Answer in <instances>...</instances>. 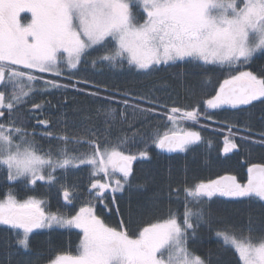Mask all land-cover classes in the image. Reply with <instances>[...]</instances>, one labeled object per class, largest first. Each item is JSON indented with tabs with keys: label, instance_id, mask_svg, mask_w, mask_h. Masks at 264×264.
Returning <instances> with one entry per match:
<instances>
[{
	"label": "snow or ice",
	"instance_id": "6c2138e0",
	"mask_svg": "<svg viewBox=\"0 0 264 264\" xmlns=\"http://www.w3.org/2000/svg\"><path fill=\"white\" fill-rule=\"evenodd\" d=\"M93 52L102 54L93 56ZM257 53L264 56V0H0V171L10 182L9 191L0 199V229L14 238L16 252L30 254L35 230L78 229L77 254H56L48 264H212L211 253L202 257L191 247L198 230L210 223L204 205L219 197L264 206V164L249 166L245 183L235 175H224L186 184L182 190L171 188L170 197L175 194L179 200L183 195V213L169 209L166 218L149 222L135 233L129 232L123 218L112 227L96 211V204H101L121 215L118 206L110 205H117L116 193L131 186L133 162L151 160L152 146L175 153L202 142L199 131L175 130L181 121L198 124L202 116L210 118L207 111H201L200 102L191 109L170 107L164 115L174 127L162 133L156 130L148 139L141 136L143 147L136 152L127 146L137 143L138 133L111 138L117 121L131 127L127 107L118 114L108 110L103 131L86 126L83 134L71 138L55 134L47 119L37 120L44 126L45 137L63 145L55 153L35 147L34 133L18 123V108L43 79L34 73L59 77L65 68L78 69L91 58L93 67L98 63L112 68L127 65L145 75L178 62L205 73L212 70L208 66L226 67L230 75L203 105L212 110H244L243 106H255L257 101L264 104V75L243 70ZM49 87L68 85L44 80L43 90ZM89 94L98 96L99 92ZM195 94L190 89V95ZM123 103L127 106L128 101ZM32 107L40 109L41 104ZM132 111L136 117L156 110L134 105ZM235 127L229 126L230 135L224 138L225 154L238 149ZM257 142L264 144V139ZM70 144L87 145L88 151L70 150ZM82 165L89 170V199L75 215L48 212L44 200L35 196L20 200L11 191V185L21 182L33 188L38 181L59 184L65 203L72 204L75 185L69 187L56 173L62 170L66 177L70 169ZM215 236L234 249L240 264H264V236L238 237L228 229L217 230ZM12 243L4 241L9 256Z\"/></svg>",
	"mask_w": 264,
	"mask_h": 264
},
{
	"label": "trees",
	"instance_id": "16d2710c",
	"mask_svg": "<svg viewBox=\"0 0 264 264\" xmlns=\"http://www.w3.org/2000/svg\"><path fill=\"white\" fill-rule=\"evenodd\" d=\"M94 55V54H93ZM90 59L81 64L79 69L68 73L70 80L64 82L73 87L77 85L75 80L88 81L87 84H79L81 89L101 94H109L119 98V92L133 94V97L143 100L136 105L145 106L142 109L153 108L155 112H167L170 107L191 109L200 102L201 111H207L210 120H201V125H188L191 129L199 131L202 142L193 146L188 153L171 154L161 152L154 146L150 148L151 160L134 161L131 186H126L125 191L116 194L117 205L121 215L114 211L110 212L96 204L98 214L105 223L117 227L121 218L128 225L130 233H135L140 227L149 222H156L168 216L169 209L183 213V195L177 200L175 194L171 197V188H180L193 185L198 182H207L224 175H237L245 180L247 168L252 164H264V145L247 140L238 142L239 152L233 150L232 158L223 155L224 133L229 126L236 125L233 132H241L244 136H253L256 140L264 139L260 133H264V104L255 102V106H246L244 110L224 108L209 111L203 105V101L211 98L218 90L220 83L230 75L226 67L208 66L212 70L207 73L193 68L191 65L178 63L177 65L161 66L164 70L153 71L150 75L129 69L126 65L112 68L106 64H97L93 67ZM243 69L251 70L257 75H264V56H256L252 63L245 65ZM47 76V75H37ZM73 79L74 81H72ZM57 80V79H55ZM195 89V95H190V89ZM108 90V91H105ZM114 93V95H113ZM56 96H67L66 106L58 107L48 117V128L55 134H67L70 138L83 134L85 127L103 131L105 113L114 109L116 113L122 111V103L107 101L100 96L88 95L85 92L70 89H61ZM27 105L18 108V123L23 124L27 131L34 135L32 139L37 149L41 152L54 153L59 144L55 139L43 135L44 126L41 128L36 120L30 116L27 106H32L30 101ZM132 105L127 106L130 117L129 124H119L112 129V139L116 136L127 134L132 136L134 132L137 143L129 144L128 150L136 152L143 147L141 136L150 138L156 130L161 133L171 129L167 118L153 113H144L133 117ZM126 108V107H125ZM216 128V129H215ZM250 131L244 132L242 129ZM103 137H101V140ZM73 151H88L87 145L70 144ZM229 155V153H227ZM88 169L72 170L62 175V170L56 175L69 187L75 185L76 199L72 204H66L59 192V184L46 185L39 183L36 187H25L23 183L11 185V191L18 199L23 200L28 196H35L45 201L52 213L73 215L80 206L78 197L85 196V186L88 177ZM10 182L5 179V173L0 171V198H4L9 191ZM88 195V194H87ZM111 200V196H109ZM84 202V201H83ZM109 202V201H108ZM107 202V203H108ZM210 223L204 224L198 230L196 243L192 244L193 251L202 257H208L211 253L212 264H240L238 254L234 249L225 247L222 241L215 236L217 230L228 229L234 231L238 237L251 235L253 239L264 236V206L259 203L234 202L224 199H215L204 205ZM251 229V233L249 232ZM37 234L31 239L30 254L18 253L15 256L14 238L0 229V264H45L53 259L56 254L76 255L79 245V235L74 231L51 230L48 234ZM12 241L11 256L4 246V241ZM34 255L37 258H32ZM39 255V256H38ZM45 255V256H44Z\"/></svg>",
	"mask_w": 264,
	"mask_h": 264
},
{
	"label": "rangeland",
	"instance_id": "374dc122",
	"mask_svg": "<svg viewBox=\"0 0 264 264\" xmlns=\"http://www.w3.org/2000/svg\"><path fill=\"white\" fill-rule=\"evenodd\" d=\"M93 56H95V55H98V54H102V53H96V52H93ZM259 55H261L260 53H257L256 54V56H259ZM178 63H180V62H178ZM99 64V63H98ZM79 67H81V65L79 66ZM79 67H78V69H79ZM126 67H127V65H126ZM119 69H121V68H119ZM75 70H77V69H75ZM75 70H72V71H69V70H67L66 68L63 70V75H61V76H59V77H57V76H55V75H53V74H51V73H34L35 75H47V76H41L43 79H41V80H39V81H37L36 82V88H37V91L34 93V94H32L31 95V97L30 98H26L27 99V103H22L21 105H19V106H22V105H27V104H29L28 102L30 101L31 103H33V104H41V108L40 109H34L32 106L30 107V106H27L28 107V110H29V112H30V116L31 117H33L36 121L37 120H39V119H47L48 120V117L50 116V113L52 112L53 113V111H56L57 110V108L58 107H64V106H66V103H67V101L68 100H66V98H67V96H64V101L63 102H61L60 100H61V98H62V95H59V96H56L55 94H58V93H60V91H61V89L63 88V89H73V90H75V91H78L77 89H81L78 85L79 84H83L82 83V81H81V83H77V81H79V80H73V79H71L72 81H74L75 83H77V85L75 86V87H72V86H70L69 84H67V83H65L64 81L65 80H70V78L68 77V73H71V72H73V71H75ZM243 70H247V69H243ZM55 79H57V80H55ZM44 80H55V81H58V83L60 84V85H68V87H60V88H54V87H49V90L48 91H44L43 90V88H44ZM85 84V83H84ZM9 91H10V89H9ZM105 91H108V90H105ZM79 92H81V91H79ZM83 92H85L86 94H88V95H90L89 93H91V91H89V90H84ZM100 94V96H102V98L103 99H105V100H107V101H114V102H119V103H122V105H123V107H122V110H124L125 109V107H127V106H129V105H132V106H134V105H136L135 103H139V101H143V100H139V99H137V98H135V97H133V94H127V95H124L122 92H119V94H117V95H119L120 97L119 98H116V97H111L112 95H109V94H106V95H104V94H101V93H99ZM113 95H114V93H113ZM124 100H127L128 101V104H127V106L123 103V101ZM258 102V101H257ZM32 104V105H33ZM142 108H145V106H141ZM209 111H214V110H212V109H208ZM217 110H219V109H217ZM157 115H161V116H164V117H166V115H164V113H162V112H155ZM127 117H130V115H129V113L127 112ZM167 118V117H166ZM204 117L202 116L201 117V119H200V121L203 119ZM200 121H199V123L198 124H200ZM206 121H212V120H210L209 118L208 119H206ZM189 122H183V121H181L180 122V127L179 128H176L175 130L176 131H181V129H184V130H192L188 125ZM190 124H192L191 122H190ZM198 124H193V125H198ZM41 128L43 127V125H41L40 126ZM170 127L171 128H173L174 126L173 125H171L170 124ZM216 129V128H215ZM239 133H241V132H239ZM225 135H230L229 134V132L228 131H226L225 133H224ZM243 134V133H242ZM250 137V139L249 140H251V141H253V142H257V141H260V140H256L255 139V137H253V136H249ZM35 145V144H34ZM264 145V144H263ZM35 147L37 148V146L35 145ZM192 147V146H191ZM190 147V148H191ZM189 148V149H190ZM188 149V150H189ZM180 153V152H179ZM169 155H171L170 153H168ZM85 168H87L88 169V167L87 166H81L79 169H78V171L79 170H82V169H85ZM72 170H76V169H72ZM59 171V170H58ZM89 179H90V177H89V171H88V177H87V182H86V186H85V192H86V194H85V196H81V195H79L80 197H78L77 199L79 200V203L80 204H83V206H85L86 204H87V202H88V199H89V197H88V195H87V188H88V186H89ZM240 181H242V180H240ZM246 182V180L245 181H243L242 183H245ZM22 183V182H21ZM39 183H42V184H45L44 182H37V185L36 186H38V184ZM47 185V184H46ZM35 186V187H36ZM29 187H32V186H29ZM117 195L118 194H121V193H116ZM218 198V197H217ZM213 199H216V198H213ZM225 199V198H224ZM226 200V199H225ZM84 201V202H83ZM108 201L106 200L105 201V203H107ZM99 205H101V204H99ZM44 207H45V210L46 211H48V212H52L51 210H49L48 209V206L47 205H43ZM102 206V208L104 207L103 205H101ZM80 207H82V206H80ZM97 208V207H96ZM98 209V208H97ZM79 211V210H78ZM77 211V212H78ZM97 211V210H96ZM97 213H98V211H97ZM73 215H75V213L73 214ZM100 215V214H99ZM101 219H103L102 217H101ZM104 220V219H103ZM41 230H43V229H39V230H35L34 231V233L32 234L33 235V237L32 238H34L37 234H36V232H39V231H41ZM46 230V233H49V232H51V230H54V231H56V230H61V231H66V232H68L69 230H66V229H59V228H57V229H45ZM70 231H74L75 233H79V230L78 229H72V230H70ZM44 234H46L45 232H43ZM18 255V253H15V256H17ZM39 256V255H38ZM32 258L34 259V258H37V257H35L34 255H32ZM34 262V264H37L35 261H33ZM28 264H31V262H29V260H28ZM45 264H48V263H45Z\"/></svg>",
	"mask_w": 264,
	"mask_h": 264
},
{
	"label": "flooded vegetation",
	"instance_id": "af4514ba",
	"mask_svg": "<svg viewBox=\"0 0 264 264\" xmlns=\"http://www.w3.org/2000/svg\"><path fill=\"white\" fill-rule=\"evenodd\" d=\"M235 140H236V142H237V144H238V142H240V143H244V142H247V140H242L241 138H235ZM195 146V145H194ZM193 147V146H192ZM191 147V148H192ZM190 148V149H191ZM190 149L188 150V151H186V152H175V153H170V154H176V153H179V154H184V153H188L189 151H190ZM237 152H239V146H238V149H237ZM168 153V152H167ZM223 154H224V157L225 158H232L231 156H233L234 155V153H233V151L232 152H229V155H227V154H225L224 152H223ZM236 177H237V179L240 181V180H242V179H240L237 175H235ZM245 180L247 181V176H246V178H245ZM245 180H242V181H240V182H243V181H245ZM0 199H3V198H0ZM45 205H46V203H45ZM43 232H45L46 233V230L45 229H43V230H41V231H39V232H36V234H42V235H44V237H47V236H45L46 234H48V233H46V234H44ZM32 237H33V235H32ZM45 256V255H44ZM48 263V262H47Z\"/></svg>",
	"mask_w": 264,
	"mask_h": 264
},
{
	"label": "bare ground",
	"instance_id": "6f19581e",
	"mask_svg": "<svg viewBox=\"0 0 264 264\" xmlns=\"http://www.w3.org/2000/svg\"><path fill=\"white\" fill-rule=\"evenodd\" d=\"M167 153V152H166Z\"/></svg>",
	"mask_w": 264,
	"mask_h": 264
}]
</instances>
